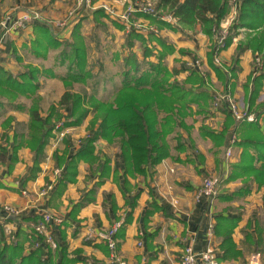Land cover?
I'll list each match as a JSON object with an SVG mask.
<instances>
[{
	"label": "crops",
	"instance_id": "1",
	"mask_svg": "<svg viewBox=\"0 0 264 264\" xmlns=\"http://www.w3.org/2000/svg\"><path fill=\"white\" fill-rule=\"evenodd\" d=\"M73 1L0 0V20L10 23L24 10H38L45 19L53 20L66 16ZM70 12L72 11L68 13ZM92 12H84L85 18L79 17L81 20L76 18L63 29L49 27L43 20L31 22L22 29L9 32L5 41L10 44V48L6 50L4 46L2 47L0 65L16 71L14 69L21 62L19 60L25 61L26 53L29 55L27 48L35 37L37 26L48 28L57 39L68 38L75 29L83 26V22L94 23ZM230 21L231 15L226 12L221 18L220 27L230 25ZM171 24V27L162 26L158 32L150 34L172 48L167 51L162 62L173 72L170 80L181 81L188 90L187 97L193 98V101L186 102L187 112L182 118L183 124L188 127L181 125L175 127L177 134L182 136L180 140L184 144V149L174 148L177 139L173 138L175 143L169 141L172 155L148 167L145 174L128 176L127 182L130 187L126 186L121 169L117 180H113L111 173L103 182L97 184V174L92 172L88 163L80 160L78 173L73 182H68L64 190L58 192L57 179L50 193L41 197L37 191L46 181L54 179L51 169L57 163L52 153L55 150H63L64 139L57 146L52 145V137L49 139L43 155L44 158L49 157L43 159L42 156L35 176L26 178L34 160V153L27 146L21 145L17 149L16 160L10 169L8 164L13 144L26 132L28 114L24 129V118L18 116L17 110L25 108H10L9 111H7L9 108H0V145H5L7 148L6 153L3 154L4 159L0 160V204L9 203L19 210L18 218L5 216L0 219L2 241L9 242L13 239H21L23 236L25 238V235L30 236V231L41 211L50 210L63 217L59 225H52L51 228L60 227L63 230L68 252L71 253L79 248L81 252L77 253L78 257L90 256L97 259L100 264H120V261L124 264H179L186 244H192L196 252H201L210 245L216 247L217 239L211 230L215 204L223 207L227 202L220 199L216 201L215 198L210 200L202 194L198 195V188L207 173L222 176L221 188L227 192L239 187L243 180L242 176L237 174L232 178L228 176L232 174L230 164L239 159L242 147L236 149V145L233 144L232 155L229 157L225 155V148L232 135L238 136V132L232 130V125L228 127L224 141L218 145L213 144L211 138L206 135L210 127L218 130L223 127L226 115L222 109L224 106L228 109L226 104L214 108L211 106L210 97L217 91L216 89L221 91L227 84L226 89L229 88L231 94L244 104V84L248 82V88H253L251 80L255 73L259 72H256V66L253 64L254 55L251 49L242 51L237 62L233 60L236 45L245 29H239L238 33L233 35L231 42L219 52L221 62L234 70L228 81V75L223 70V72L220 70L221 75H219L215 64L207 58L210 36L204 34L199 27L183 29L175 21ZM93 25H97L96 21ZM3 28L0 25V33ZM106 30H110L109 25ZM141 46L142 55L138 53V58L156 62L158 58L155 54L161 48L156 39L149 37L146 42L141 43ZM147 49L151 50V53L144 57V51ZM195 58L200 59L199 68L193 63ZM121 62L123 63V59ZM258 91L256 102L264 103V76ZM198 94L207 98L199 97ZM4 113L5 116L2 118ZM8 116L12 119L4 126ZM262 116L258 117V122L259 130L264 134ZM72 127H69L67 133L73 142L70 153L74 152L79 142V140L74 141ZM97 143L100 144V148H97ZM106 143L108 142L105 139H98L95 143L96 150L110 157L112 167L121 168L119 152L115 149L113 156L109 155V152H106ZM51 149L54 151L52 152ZM248 149L253 151V146L249 145ZM23 188L27 190V194L21 192ZM249 188L245 196L229 203L234 207L230 212L231 215L237 214L236 206L242 210L233 238L241 246V241L245 237L244 229L254 241L259 234L261 244L260 246L256 243L252 244V250H246L244 247V256L237 260L247 262L249 259L250 264H264V181L260 184L253 181ZM132 192L138 193V196L135 205L131 208L126 203V196ZM83 197H87L88 201L73 212L74 217L70 216L71 207ZM32 217H37L36 222L31 219ZM115 221H121V226L115 233L117 259L111 257V251L105 241L95 237L97 229L107 228ZM28 239L29 237L24 239L25 249L29 247Z\"/></svg>",
	"mask_w": 264,
	"mask_h": 264
},
{
	"label": "trees",
	"instance_id": "2",
	"mask_svg": "<svg viewBox=\"0 0 264 264\" xmlns=\"http://www.w3.org/2000/svg\"><path fill=\"white\" fill-rule=\"evenodd\" d=\"M158 6L169 12L180 28L199 27L204 34L210 36L212 41L207 58L215 64L219 75H221L220 70L228 75V81L234 71L233 68L224 63L218 65L213 58L221 48L231 42L233 35L237 34L239 29H245L244 37L236 45L233 60L237 62L242 51L251 49L254 55L253 64L259 71L258 74L255 73L252 80L250 78L253 88H248V82L244 84L245 112H254V118L236 121L231 111L224 106L222 110L226 115V121L223 127L219 130L210 127L206 132L213 144L218 145L224 141L228 127L232 125V130L238 132L234 146L236 145V149L242 147L239 159L230 164L232 174L228 176L229 178L236 174L242 176L241 185L227 192L221 188L223 177L216 175L220 181H218V192L214 198L216 201L217 199L225 200L227 205L218 207L215 204L214 222L211 228L212 234L217 239L218 259L228 262L237 261L244 256V247L246 250H252V244L256 243L258 246L261 244L259 234L254 241L249 232L244 229L245 237L241 241V246L236 243L233 232L242 210L236 206L237 214L231 215L230 212L234 207L229 203L245 196L250 189L251 182L255 181L260 184L264 181V134L260 132L258 122L260 115H263L264 122V103L256 102L259 85L264 76V0H234L237 14L228 27L229 32L224 36L222 46L218 45L216 33L220 29L221 18L229 10L227 0H158ZM142 14L151 22L157 23L158 28L172 26L171 22L159 17L161 12L158 16L149 13ZM92 15L95 21H99L104 14L101 9H96L93 10ZM98 23L104 25L103 21ZM148 37H154L161 45L155 54L157 61L138 58L136 52L131 49L134 40L144 43L146 38L141 32L131 28L126 33L128 51L123 57L125 69L122 71L121 84L111 99L103 100L96 96L93 88L89 91L86 87L88 80L92 79L96 73L88 65L84 36L78 29H75L72 32V39L66 41L61 50L60 63L66 66V74L62 80L64 89L57 100L50 102L46 112L42 111L43 97L37 94L40 87L38 75L41 69L30 62L23 64L24 68L16 72L0 65V105L5 102L14 104V101L23 95L31 98L26 132L13 144L8 169L16 160L17 149L24 145L34 153V160L26 178L34 177L45 146L49 138L53 136V130L78 126L87 117L89 118L86 133L79 139L74 152H69L73 142L71 136L66 134L63 150H55L53 153L57 165L62 167L56 187L58 192L63 191L68 182L76 179L80 160L88 163L92 172L97 174V184L103 182L111 173L113 180H117L119 169H121L126 186L130 187L127 182L128 176L145 174L148 167L172 155L168 137L176 126L188 127L183 124L182 118L187 112L186 102L193 101V98L187 97L188 90L184 88L181 81L170 80L173 72L168 70L162 62V58L172 48L152 34ZM57 40L48 28L37 26L35 37L30 42L29 48L36 56H45L51 46L58 44ZM2 45L9 50L8 42L4 41ZM13 53H15L14 50ZM144 53L145 57L151 53V50L147 49ZM226 88L227 84L225 92H230L229 88ZM198 96L207 98L201 94ZM215 96L216 93L211 94V106ZM22 105L17 106L21 108ZM11 119L12 117L8 116L3 125L10 123ZM180 136L177 134L178 142L174 148L183 150L184 144ZM100 138L117 147L122 162L121 168L112 167L110 157L96 150L95 143ZM249 145L253 146V151L248 149ZM6 150L5 145H0V160L4 159L3 154ZM137 196L138 193L133 192L126 196L128 206L132 208L135 205ZM87 201V197H83L74 203L69 212L70 216L74 217L73 212ZM31 219L36 222L37 217ZM53 236L57 242L54 249L44 242L43 234L36 231L34 227L28 236L29 247L27 249L24 247V239L28 238L26 235L25 238L23 236L21 239H13L9 242L0 239V264H100L97 259L90 256L78 257L77 253L81 252L79 248L69 253L64 232L60 227H54Z\"/></svg>",
	"mask_w": 264,
	"mask_h": 264
},
{
	"label": "rangeland",
	"instance_id": "3",
	"mask_svg": "<svg viewBox=\"0 0 264 264\" xmlns=\"http://www.w3.org/2000/svg\"><path fill=\"white\" fill-rule=\"evenodd\" d=\"M136 1L150 2L153 5V7L155 8L156 12H158V13L161 12V14L159 15V17H161V18L163 16H167L168 14H170L169 12H166L164 10V8H160L158 6V0H92V4H95L96 6L100 2H106L109 6H111L115 12L114 18H113L107 13V11L105 9H103L101 7L91 9L90 7H87L84 4L82 6L78 5L77 1L74 0L73 5L71 7H69V9L67 10L66 16L53 19L54 21L55 20H63L64 24L62 26L58 27V29H61V28L63 29L69 23L74 21V19L79 18V17L82 19L85 18L84 12L90 13L96 9H101V11L103 12L104 15L99 18V21H96L97 25H93L95 23V21H94V23L90 22V21L89 22L85 21V22H83V26L78 29L82 33V35L84 36V44H85L86 49H87L88 65L91 66L93 71L96 73V75L92 79L88 80L86 87L89 91H92L94 89L96 96L103 99V100H109L112 98L114 92L119 87L120 81L123 77L122 71L125 68H124V65L121 61H122L124 55H126L127 51H128V47L126 46V33L131 28H134L137 31L141 32L143 35H145L146 40H148V38H149L148 36L150 35V33H149L150 31L158 32V29H160V28H158L157 23L151 22L149 20V18L145 17V15L140 13V12L133 13V15H131L128 18V22H122L119 15L117 18V13L121 14L122 12H124L127 9V7L131 3H133V2L135 3ZM227 3L229 5V10L227 11V14L231 15V21H230V24H231L232 21L236 17L237 7L234 6V0H227ZM74 8H77V9H74ZM70 10L72 11L71 14L68 13ZM70 16H72V17H70ZM81 16H83V17H81ZM80 18H79V20H81ZM50 20L51 19H49V21ZM163 20H166V19H163ZM100 21H103L104 25H100L98 23ZM166 21L172 22L175 20L171 16V19L166 20ZM44 23L50 27V25L48 24V19H45ZM135 23H141V25L138 26V25H135ZM108 25H109L110 30H106ZM121 26H123V27H121ZM228 27H229V25L220 27L219 31H217V33H216L217 41H218L221 33H223L224 36L228 34V32H229ZM244 35H245V31H244L242 38L244 37ZM71 39H72V35L69 36L68 38L58 39L57 40L58 44L56 46H51L48 49L45 56H36V54H34V52H32L30 50V48H27V52H29V55H27V53H26L25 58H24L25 61H22V59L19 60L21 62H19V65H17L14 69V70L18 71V70L24 68L23 64H25L27 62H30V64L38 66L41 69V72L38 75L40 87L37 91V94L39 96L43 97V99L41 101V106H42L43 112H46L50 102L55 101L59 98L61 92L64 89L62 80L66 74V66H65V64L60 63L61 50H62L63 44L66 41L71 40ZM221 40L223 41L224 39L221 38ZM4 41H5V39H4ZM4 41H3V43H4ZM211 41H212V39H211ZM210 44H211V42H210ZM131 49L133 51H135L136 54L139 53L142 55L143 47L141 46V42L139 40H134V45L132 46ZM222 49L223 48H221L215 54V56L213 58L214 62L218 65H222L220 54H219V52ZM195 60L199 61L198 65L195 63ZM193 63L198 68L201 65L199 58H195ZM254 66H256V65H254ZM16 71H14V72H16ZM256 72H259V71L256 69ZM216 90H217L215 92L216 94H221V93L225 92V88L221 91H219L218 89H216ZM233 97H234V95H233ZM30 103H31V98L25 97L23 95V96H19L18 99H16L14 101V104L5 102V104H3L2 106L0 105V108H9V109H7V111H9L10 108H20L17 105L23 104L21 108H25V109L24 110H17V112H18L17 114L19 117L21 116V118H24L23 123H24V129H25L26 118H27V114H28V107H29ZM213 105H214V103H212V106ZM4 116H5V113L1 117L3 118ZM88 118L89 117H87L81 125L72 127V132L75 136L74 141L79 140L80 139L79 136L85 134V131H86L85 125L87 124ZM62 128H64V127H62ZM58 130H60V129H58ZM58 130L56 128L53 130V137ZM173 131L174 132L170 133L168 138H169V141L175 143L176 141L173 138L177 137V129H175ZM174 133H176V134L173 135ZM64 137H63V139H64ZM177 142H178V140H177ZM99 145L100 144L97 143V148H100ZM105 148H106V152H109V155H111V156H113V152H115V149H117V147L113 146L112 144H108V143H106ZM51 151L53 152L54 150L51 149ZM48 157L49 156H46V158H44V156H43V159H47ZM56 168L60 169V173H61L62 167H60L58 165H55L52 167V169H51L52 173H53L54 169H56ZM205 175H206V177H209L212 174L207 173ZM59 176H60V174H59ZM59 176H57L55 178V182L59 178ZM49 182H51V180L46 181L42 187H44ZM55 182H54V184H55ZM54 184H53V187H54ZM23 191H24V193H23ZM50 191H51V189L48 191V193L46 195H48L50 193ZM21 192L23 194H27V190L25 188L21 189ZM43 196L44 195H42L41 197H43ZM4 204H8L10 206H13L9 203H2V204H0V208ZM13 207H16V206H13ZM16 208H18V207H16ZM18 215H16V216L19 217ZM54 248H52V249H54ZM231 262H235V261H231ZM244 262H246V261H244ZM248 262H249V259L247 260L246 263H248Z\"/></svg>",
	"mask_w": 264,
	"mask_h": 264
},
{
	"label": "built area",
	"instance_id": "4",
	"mask_svg": "<svg viewBox=\"0 0 264 264\" xmlns=\"http://www.w3.org/2000/svg\"><path fill=\"white\" fill-rule=\"evenodd\" d=\"M78 5L82 6L83 4L91 9H95L97 7H101L107 11V13L114 18V10L111 6H109L106 2H100L97 6L92 4V0H76ZM135 12H142V13H149L152 15L158 16V12L155 11V8L150 2L145 1H136L135 3H131L127 9L122 12L121 14L117 13L122 22H128V18L133 15ZM71 14V12H70ZM171 14L167 16H163V19L170 20ZM45 20V16L38 10H24L20 12L12 22L7 23L4 20H0V25L3 28V31L0 33V52L3 47V41L6 35L9 32H13L18 29L24 28L31 22L35 21H43ZM48 24L50 26L60 27L64 24L63 20H48ZM135 25L140 26L141 23H135ZM221 38H224V34L221 33L218 39V45L222 46L223 42ZM195 63L198 65L199 61L195 60ZM214 107H220L223 104H226L228 109L231 111L234 119L236 121H241L243 119L252 120L254 118V114L252 112H245V105L239 101L237 98L233 97L230 92H223L221 94H216L214 99ZM58 126V125H57ZM56 126V127H57ZM58 130L54 137L52 136V145L57 146L59 142L63 139L65 134H67L70 130L69 127L64 128H56ZM236 137L235 134L229 140L225 148V155L227 157L232 155V147L235 143ZM54 179L51 180L48 184L44 187H41L37 193L39 196L46 195L50 189H52L53 184L55 182V178L59 176L60 169L56 168L53 171ZM219 177L216 175H210L209 177H204L200 187L198 188V195L202 194L208 198L213 199L214 196L218 192V183ZM24 193V191H23ZM176 201V200H174ZM19 214V210L16 207L10 206L8 204H4L0 208V219L5 216H16ZM63 221L62 215L57 212H53L50 210H42L37 222L34 224V228L36 231L40 232L44 236V242L48 244L51 248L56 247V240L53 236V229L51 228L52 225H59ZM121 226V221H115L107 228H99L95 231V237L105 241L106 245L111 251V257L117 259L116 254V244L117 239L115 237V233L118 228ZM211 228V224H210ZM92 233V232H90ZM120 264H124L123 261L119 262ZM179 264H250L243 261H235V262H228L218 259L217 257V249L215 246L210 245L206 249L201 252H196L192 246V244H186L183 248L182 254L179 259Z\"/></svg>",
	"mask_w": 264,
	"mask_h": 264
}]
</instances>
